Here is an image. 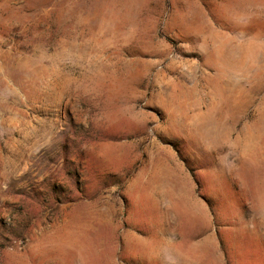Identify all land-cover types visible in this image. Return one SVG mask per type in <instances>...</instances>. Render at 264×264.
Instances as JSON below:
<instances>
[{
	"label": "rangeland",
	"instance_id": "1",
	"mask_svg": "<svg viewBox=\"0 0 264 264\" xmlns=\"http://www.w3.org/2000/svg\"><path fill=\"white\" fill-rule=\"evenodd\" d=\"M0 264H264V0H0Z\"/></svg>",
	"mask_w": 264,
	"mask_h": 264
}]
</instances>
